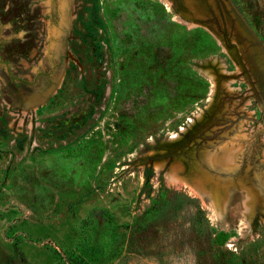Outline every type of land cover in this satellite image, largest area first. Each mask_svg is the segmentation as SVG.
Listing matches in <instances>:
<instances>
[{
	"label": "rangeland",
	"instance_id": "1",
	"mask_svg": "<svg viewBox=\"0 0 264 264\" xmlns=\"http://www.w3.org/2000/svg\"><path fill=\"white\" fill-rule=\"evenodd\" d=\"M264 264V0H0V264Z\"/></svg>",
	"mask_w": 264,
	"mask_h": 264
},
{
	"label": "trees",
	"instance_id": "2",
	"mask_svg": "<svg viewBox=\"0 0 264 264\" xmlns=\"http://www.w3.org/2000/svg\"><path fill=\"white\" fill-rule=\"evenodd\" d=\"M69 264H87L80 260L78 257H69L68 258ZM214 264H232L228 259H223L218 254L213 257Z\"/></svg>",
	"mask_w": 264,
	"mask_h": 264
}]
</instances>
